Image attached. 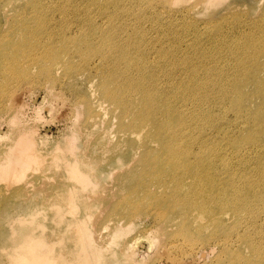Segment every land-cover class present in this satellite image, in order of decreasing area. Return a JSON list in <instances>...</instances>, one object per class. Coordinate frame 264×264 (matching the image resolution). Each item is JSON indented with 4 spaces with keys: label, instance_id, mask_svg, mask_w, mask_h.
I'll return each instance as SVG.
<instances>
[{
    "label": "bare ground",
    "instance_id": "bare-ground-1",
    "mask_svg": "<svg viewBox=\"0 0 264 264\" xmlns=\"http://www.w3.org/2000/svg\"><path fill=\"white\" fill-rule=\"evenodd\" d=\"M70 1L68 7L59 6L50 17L40 18L45 2L37 0L28 17L31 21L15 30L19 34H0L1 70L8 72L2 79L26 78L28 64L38 62L43 75L52 77L61 71L68 78L76 71L69 61L76 54L89 63L84 66L89 65V70L91 58H107L98 66L100 82L89 80L92 94L100 97L97 101L85 95L79 98L85 123L94 130L106 119L109 105L113 113H119V138L113 139V132L105 128L95 133L94 146L71 138L62 153L50 148L47 156L40 152L35 132L26 130L0 152V178L23 180L29 171L50 169V159L57 157L76 179L70 184L57 175L53 182L48 175L37 187L39 197L25 187L17 189L18 208L27 205L29 209V215L17 221L20 218V228L28 231L16 241L12 264H138L135 255L128 254L132 242L121 246L119 242L142 215L156 217L157 237L165 232L172 244L179 238L194 244L198 237L219 233L216 229L227 238L239 233L243 211L253 219L264 216V10L257 18L235 11L231 19L225 17L227 26L209 25L210 48L203 43L204 33L196 31L190 51H179L184 34L193 27L198 30L197 23L183 22L174 30L176 37L169 46L156 48L158 41H148L144 29L131 34L115 24L117 16H123L113 11L115 0ZM225 1L204 0L203 12ZM120 8L125 5L116 6ZM98 13L102 23L97 22ZM57 15L66 30L78 35L57 29ZM25 28L32 41L22 36ZM47 34L53 41L44 45ZM229 108L236 114L237 130L226 125L231 123L226 115ZM7 136L0 129V141ZM124 139L131 140L127 150ZM53 198L58 210L46 235V228L36 227L35 215ZM101 205L102 213H95ZM228 221L234 223L227 227ZM252 235L246 230L242 236L252 254H238L233 264H264V240L257 242ZM142 238L146 237L135 238L133 245L151 249V243L148 249L143 247Z\"/></svg>",
    "mask_w": 264,
    "mask_h": 264
},
{
    "label": "rangeland",
    "instance_id": "rangeland-1",
    "mask_svg": "<svg viewBox=\"0 0 264 264\" xmlns=\"http://www.w3.org/2000/svg\"><path fill=\"white\" fill-rule=\"evenodd\" d=\"M36 1L37 0H0V34H8L9 37H13L15 32L18 33V31L15 30L17 28L19 29L21 24L31 21L28 20V17L33 10L32 5ZM203 1L204 0H115V2L112 1L111 4L114 8L113 11L117 13V15H123L120 17L116 15L115 24L122 25L123 28H126L131 34L136 33L138 29H144V37L147 38L148 41L150 38L155 42L158 41L156 42V48L169 46L170 40L176 37L174 30L178 29V26L180 27L183 22L192 21L194 25L197 23L198 30H195V27H193L188 33L184 34V39L181 44H179V51L189 50V48L192 47L197 39L196 35L198 34L196 31L204 33L205 40L203 43L210 48L213 39L209 36V25L215 22L214 24L219 23L227 26L225 17L231 19L235 11L241 12L246 17L250 15L253 18H257L264 10V0H226L224 3L216 6L205 14L203 12ZM43 2H45V7H41L42 14L39 15L40 18L50 17V13L55 12L57 7L62 5L68 7L71 4L70 0H42V3ZM117 5H125V8L116 9ZM219 7H221V9ZM58 16L59 15L56 17L58 21L54 24L57 29H64L68 36L78 35V33L74 34L66 30L64 28L66 25H64L61 17ZM33 21L36 20L34 19ZM98 21L100 23L103 22L100 13L97 15V22ZM72 23L74 25L72 24L73 26H71L76 29V32L79 31L77 24H75L74 21ZM34 26L35 24L32 25V27ZM104 27H108V25ZM8 28L13 29L8 32ZM37 33H39L38 30L35 35ZM21 34L24 38L26 37V40L32 41L30 38L32 34H29L26 28L25 32ZM58 36L59 35H56L54 39L58 38ZM46 37L44 45H48L53 41L49 40L48 34ZM22 38L18 39L22 40ZM34 44H36V42H34ZM74 44L75 43H72V45ZM27 49H24V52ZM103 58L99 55L91 58V67L89 70V65L84 67L89 63H83V59L76 54L73 60H69L76 66V71L73 72L74 75L68 76V78L64 77L61 71H59V73L55 72L52 76L54 78L45 76L41 72L42 65H40V62L34 64L30 63L27 66L29 76L10 82L5 81L7 77L5 75H8V72H6L5 68L1 70L3 65H0V85L2 86L0 90V98L2 97V99H0V129L8 134L6 139L0 141V152L3 151L7 145H11L15 142L20 132L26 130H33L35 132L36 143L39 148H42L40 149L41 151H39L43 152L44 155L49 154V150L47 149H55L56 147L59 148L57 153H62L64 148L70 146L69 141L71 142V138H78L81 144L87 143L89 147L94 146L96 142H92L97 138L95 133H102L105 128H108L111 133L113 132V139L119 138V113H113L114 111L111 109L109 103L105 104V107L109 105L106 119H103L100 122L102 124L97 125L94 130V127L85 123L87 116L84 106L82 105L83 99L79 98V95H85L97 101L96 97H100L97 92L96 95L92 94L94 93L92 92L94 87L90 86L89 80L90 78L93 80L96 78L94 80L95 84L100 82L102 76L100 78L98 66L108 62L107 58H104L105 60H103ZM3 91H5V94ZM3 99H5V101ZM228 110L226 115L229 118L228 123L230 120L231 123L226 125L233 130H237V128H235L236 124H234L236 114L230 108ZM101 113L103 114V112ZM14 116H16V118ZM113 123L114 125H112ZM100 135L103 140V134ZM130 141L129 139H124L122 142L125 150H127L126 144ZM90 150L96 151L97 147L90 148ZM134 154L138 153L135 151ZM50 161H52L50 169H44L39 172L27 171L28 173L26 172L27 174L23 177V180L21 179L22 181L18 179L11 181L12 179L10 180L8 176H2V178H0V264L13 263L15 252L13 249L16 246V241L19 240L21 235L28 231L27 229L22 230L20 228V218L19 221H17L18 217H23L25 219L27 215H29L27 212L29 211L27 205H25L26 207L18 208L17 189L25 187L27 190L30 189V192L33 190L35 197H39L36 195L42 193L37 187H41V184L47 180L46 178L48 175L51 176L53 182L58 180L57 175L63 176V180L70 184H74L76 180L71 177L69 172L65 171L67 166H64V161L62 159L54 157L50 159ZM60 173H63V175ZM17 180L20 182L15 184ZM14 181L16 182L14 183ZM8 182H11L10 184H12V182L14 183L12 187ZM7 183L8 187L5 188ZM115 188L118 187L116 186ZM57 210L58 201L53 198L47 205L36 211V227L41 226V229L46 228V235H49L51 232L50 228L54 224L53 220ZM102 210L103 205L98 206L95 213H102ZM227 210L229 211L228 214L234 216L231 210ZM193 211L196 212V209ZM21 213L24 214L21 215ZM197 213H199V211H197ZM94 219V216L91 217L92 221ZM134 221L135 224L132 225L134 226V230L129 235L121 238L119 243L121 246L132 242L128 247V254L133 253L135 259H138V264H233L235 256L238 254H252L251 248L244 242L242 237L246 230L253 232L252 236L255 241L262 242L264 240V216L259 215L256 219H253L246 211H243L240 219L241 227L239 233L229 235L227 238L228 234L220 233V230L216 229L215 231L219 233L209 238H207V235L198 237L196 239L197 242L194 244L181 238L173 240L174 244H172L168 242L171 236L165 232L159 233L157 237L155 232L157 228L155 225L158 224L156 217L148 218L142 215L136 217ZM235 221L236 218L234 222ZM234 222L231 223V221H228L225 226L231 225ZM137 224H139V227H135ZM190 224L193 228L198 227L195 221L193 222V219H191ZM40 231L41 230H37L39 234ZM46 235L45 237L47 238ZM140 235L146 237L145 239L142 238L145 244L143 247L148 249L151 243V249L146 251L141 249L139 245H133V240ZM45 237H43V239H45ZM119 254L123 256L122 253L119 252ZM202 254H204V256H202ZM206 254H208L207 257Z\"/></svg>",
    "mask_w": 264,
    "mask_h": 264
}]
</instances>
